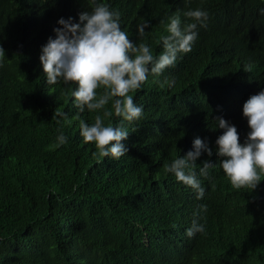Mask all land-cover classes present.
Wrapping results in <instances>:
<instances>
[{
	"label": "trees",
	"instance_id": "trees-1",
	"mask_svg": "<svg viewBox=\"0 0 264 264\" xmlns=\"http://www.w3.org/2000/svg\"><path fill=\"white\" fill-rule=\"evenodd\" d=\"M107 2L136 43L137 25L150 22L143 41L154 55L168 34L161 20L179 12L182 24L191 22L183 12L198 7L209 18L191 52L130 93L143 117L111 118L129 131L128 153L97 159L79 129L95 113L74 106L75 84L48 85L36 58L39 41L55 37L60 18L79 22L87 0H0V264H264V181L236 190L204 156L215 166L200 180L207 205L200 212L193 193L163 166L192 150L191 138L212 148L223 132L213 130L217 116L244 143L248 121L234 112L264 90V0ZM164 77L174 85L161 87L156 81ZM57 108L67 121L53 119ZM57 129L68 137L62 146ZM194 218L206 231L190 239Z\"/></svg>",
	"mask_w": 264,
	"mask_h": 264
},
{
	"label": "clouds",
	"instance_id": "clouds-1",
	"mask_svg": "<svg viewBox=\"0 0 264 264\" xmlns=\"http://www.w3.org/2000/svg\"><path fill=\"white\" fill-rule=\"evenodd\" d=\"M87 2L88 9L79 14V22L74 23L72 17L58 20L62 27L54 29L55 37L49 33L39 41L36 58L43 67L48 85L61 81L75 84L70 93L74 106L80 113L85 110L95 113L91 123L82 119L79 122L84 143L95 145L93 156L97 159H120L129 151L123 143L128 139L129 131L123 125L113 126L111 118L115 115L132 122L143 117V107L134 102L130 93L138 91L150 74L160 77L167 68L175 66L180 54L192 51L198 38L197 28L206 26L209 13L198 7L183 12L186 20L191 22L182 24L179 12L168 16L166 22L161 20L168 34L159 37L163 51L154 55L152 47L143 41L145 30L150 27L149 21L142 19L137 25L141 42L136 43L121 29V13L107 0ZM261 12L264 14V9ZM4 58L5 50L0 47V67H3ZM243 70L251 72L252 65H244ZM156 82L161 87H172L175 80L164 77L162 82ZM234 114L244 116L248 121L250 131L243 144L235 125L217 116L213 130L219 128L223 132L216 140L213 139L212 148L199 137L191 138L192 150L163 164L164 171L176 183L193 193L201 204L200 212L207 211V205H202L199 200L205 195L200 180L207 178L208 170L215 166L204 156L213 158L236 190L252 191L264 181V90L238 105ZM230 115L227 117L232 122ZM57 117L68 119L67 114L58 108L53 119ZM57 132V144H66L68 137L61 129ZM198 216L199 213H194V217ZM205 231L204 224L194 218L185 235L191 239Z\"/></svg>",
	"mask_w": 264,
	"mask_h": 264
}]
</instances>
